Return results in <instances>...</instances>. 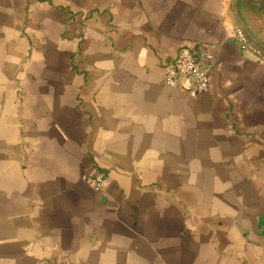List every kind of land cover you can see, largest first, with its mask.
I'll return each mask as SVG.
<instances>
[{"label":"crops","instance_id":"obj_1","mask_svg":"<svg viewBox=\"0 0 264 264\" xmlns=\"http://www.w3.org/2000/svg\"><path fill=\"white\" fill-rule=\"evenodd\" d=\"M228 4L0 0V264H264V63ZM199 47L208 90L162 85Z\"/></svg>","mask_w":264,"mask_h":264},{"label":"built area","instance_id":"obj_2","mask_svg":"<svg viewBox=\"0 0 264 264\" xmlns=\"http://www.w3.org/2000/svg\"><path fill=\"white\" fill-rule=\"evenodd\" d=\"M233 34L241 50L253 54L264 63V57L248 43L240 29L234 28ZM213 66L214 57L205 48L199 47L194 51L182 50L173 61L163 67L162 85L181 89L191 97L199 96L208 90L209 74ZM83 180L90 183L95 191H101L104 174L97 172L84 177Z\"/></svg>","mask_w":264,"mask_h":264},{"label":"rangeland","instance_id":"obj_3","mask_svg":"<svg viewBox=\"0 0 264 264\" xmlns=\"http://www.w3.org/2000/svg\"><path fill=\"white\" fill-rule=\"evenodd\" d=\"M229 19L264 57V0H229Z\"/></svg>","mask_w":264,"mask_h":264}]
</instances>
